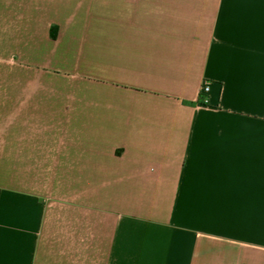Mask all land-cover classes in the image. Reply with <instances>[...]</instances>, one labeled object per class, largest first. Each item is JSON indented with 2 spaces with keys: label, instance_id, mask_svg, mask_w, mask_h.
Listing matches in <instances>:
<instances>
[{
  "label": "crops",
  "instance_id": "crops-1",
  "mask_svg": "<svg viewBox=\"0 0 264 264\" xmlns=\"http://www.w3.org/2000/svg\"><path fill=\"white\" fill-rule=\"evenodd\" d=\"M0 52V264H264V0H0Z\"/></svg>",
  "mask_w": 264,
  "mask_h": 264
},
{
  "label": "rangeland",
  "instance_id": "rangeland-1",
  "mask_svg": "<svg viewBox=\"0 0 264 264\" xmlns=\"http://www.w3.org/2000/svg\"><path fill=\"white\" fill-rule=\"evenodd\" d=\"M10 54L5 53L2 54L0 52V76H17L18 73V66L14 63V60L12 58H9V65L5 63V59H7V56ZM7 62V61H6Z\"/></svg>",
  "mask_w": 264,
  "mask_h": 264
},
{
  "label": "built area",
  "instance_id": "built-area-1",
  "mask_svg": "<svg viewBox=\"0 0 264 264\" xmlns=\"http://www.w3.org/2000/svg\"><path fill=\"white\" fill-rule=\"evenodd\" d=\"M209 91H210V84L209 83L203 84V86L201 88V100L203 102L209 101V97H208Z\"/></svg>",
  "mask_w": 264,
  "mask_h": 264
},
{
  "label": "trees",
  "instance_id": "trees-1",
  "mask_svg": "<svg viewBox=\"0 0 264 264\" xmlns=\"http://www.w3.org/2000/svg\"><path fill=\"white\" fill-rule=\"evenodd\" d=\"M53 36H55V35L53 34Z\"/></svg>",
  "mask_w": 264,
  "mask_h": 264
}]
</instances>
